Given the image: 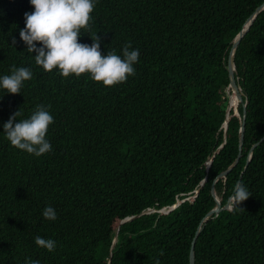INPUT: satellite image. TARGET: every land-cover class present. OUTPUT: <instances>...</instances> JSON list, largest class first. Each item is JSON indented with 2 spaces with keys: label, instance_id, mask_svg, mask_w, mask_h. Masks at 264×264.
Segmentation results:
<instances>
[{
  "label": "trees",
  "instance_id": "obj_1",
  "mask_svg": "<svg viewBox=\"0 0 264 264\" xmlns=\"http://www.w3.org/2000/svg\"><path fill=\"white\" fill-rule=\"evenodd\" d=\"M263 2L97 0L79 42L97 33L102 55L122 56L129 42L140 52L135 75L105 87L44 71L20 38L30 0H0V77L13 66L33 73L20 94L0 88V264H107L111 245L110 264H189L199 226L193 264H264V9L235 49L237 95L222 144L231 48ZM37 105L54 117L52 151L40 157L3 132L15 112L19 122ZM236 182L252 195L240 206L230 201ZM198 188L169 212L122 223L112 242L124 217ZM47 206L56 220L43 217ZM37 236L56 249L37 246Z\"/></svg>",
  "mask_w": 264,
  "mask_h": 264
},
{
  "label": "clouds",
  "instance_id": "obj_2",
  "mask_svg": "<svg viewBox=\"0 0 264 264\" xmlns=\"http://www.w3.org/2000/svg\"><path fill=\"white\" fill-rule=\"evenodd\" d=\"M34 11L24 14L25 27L20 30V38L27 45L30 53L35 52V63L44 71L59 70L62 77L75 74L90 76L95 82H102L105 87L115 86L135 75L134 64L138 62L139 49H132L131 43L123 46L122 56L115 50L102 55L100 37L91 36L92 44L80 43L82 32H90L92 16L97 0H30ZM15 43V40H13ZM37 44L40 46L37 47ZM33 73L28 67H15L10 75L0 77V88L11 94H20L24 82L32 79ZM50 107V106H49ZM19 111L10 116L3 125L10 144L22 151L40 157L52 151L51 143L46 139L49 126L54 117L48 108L37 105L29 118L15 122L21 116ZM251 195L243 182H236L230 201L239 205ZM43 217L56 220L57 213L51 206L43 210ZM35 244L52 252L57 247L53 239L35 238ZM162 255V253H161ZM24 264H40L39 260L26 258ZM155 264H160L157 260Z\"/></svg>",
  "mask_w": 264,
  "mask_h": 264
},
{
  "label": "water",
  "instance_id": "obj_3",
  "mask_svg": "<svg viewBox=\"0 0 264 264\" xmlns=\"http://www.w3.org/2000/svg\"><path fill=\"white\" fill-rule=\"evenodd\" d=\"M261 9H264V2L259 5L254 13H253V17L247 21L243 26L242 28L239 30V32L237 33L236 37H235V40H234V43L232 45V48H231V53H230V57H229V65H228V69H229V73H230V85H231V96L234 95L236 96L237 95V89H236V85H235V82H234V77H233V68H234V54H235V49L239 43V41L241 40L242 36L244 35V33L247 31V29L249 28V26L253 23L255 17L257 16V14L259 13V11ZM231 100H230V97H229V100H228V104H227V107H226V116H225V119H224V124H223V127H224V139H223V142L222 144L225 142V138H226V127H227V123H228V116H229V110H230V106H231ZM221 144V145H222ZM221 145H219L216 150L214 151V153H216ZM211 161H212V156H210L207 160V168L210 166L211 164ZM248 162V161H247ZM227 171V170H226ZM224 171V173L226 172ZM206 178H207V175L203 178V180L201 181V184H200V187L205 183L206 181ZM199 189H196L195 193L191 196H188V197H184L183 199H180V200H177L175 203H173L172 205L168 206V207H163V208H159V209H153V208H149L147 210H142L141 212L137 213V214H134V215H130V216H126L124 217L123 219H121L118 223V226H117V230H116V233L114 234L113 236V239H112V242L115 240V238L117 237V233H118V230H119V227L122 223L124 222H128V221H131L133 220L134 218L138 217L139 215H142V214H146V213H150V212H159V213H166V212H169L170 210H172L173 208H175L180 202L184 201V200H187V199H193L199 192ZM219 207V203H217V205L212 209L210 210L208 213L205 214L204 216V219L205 218H208L211 216L212 212L214 210H217V208ZM200 231V226L197 228L194 236H193V239L191 241V245H190V253H189V264H193L194 263V252H193V248H194V243H195V240H196V237L198 235ZM111 258H112V245L110 246V253H109V257H108V261H107V264H110L111 263Z\"/></svg>",
  "mask_w": 264,
  "mask_h": 264
},
{
  "label": "bare ground",
  "instance_id": "obj_4",
  "mask_svg": "<svg viewBox=\"0 0 264 264\" xmlns=\"http://www.w3.org/2000/svg\"><path fill=\"white\" fill-rule=\"evenodd\" d=\"M235 97H236V96H234V95L230 96V100L232 101V102H231V105L234 103ZM230 107H231V106H230Z\"/></svg>",
  "mask_w": 264,
  "mask_h": 264
}]
</instances>
